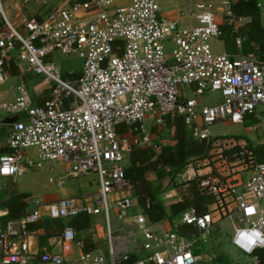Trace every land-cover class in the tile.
Wrapping results in <instances>:
<instances>
[{"label":"built area","instance_id":"1","mask_svg":"<svg viewBox=\"0 0 264 264\" xmlns=\"http://www.w3.org/2000/svg\"><path fill=\"white\" fill-rule=\"evenodd\" d=\"M53 1L13 0L18 12L13 17L6 0H0V84L10 79L6 68L12 61L23 75H44L45 82H54L43 105L33 103L22 76L12 96L2 94L0 175L17 178L30 167L61 162L67 176L94 173L98 189L49 202L28 195L30 208L19 217L0 208L1 263L206 264L194 247L207 242L224 220L233 226L231 246L258 263L256 251L264 249V161L247 143L238 145L212 131L217 122H243L264 105V59L212 47L221 34L220 9L235 28L243 16L233 12L229 1L221 6L214 0H190L176 19L161 14V0ZM33 2L41 5V13L24 14L23 7ZM71 54L84 61L75 79L65 77L56 64L57 55ZM190 85L199 95L219 92L222 101L209 105L186 97L184 88ZM13 115L19 118L4 122ZM178 116L195 139L211 144L205 158L212 171L203 173L190 162L181 176L186 183L198 179L199 192L213 201L204 213L191 206L170 219L173 226L154 228L145 212L135 211L134 182L124 162L136 148L156 149L152 127L166 128L168 118ZM30 147L37 157L25 154ZM240 171L250 172L242 184L229 180ZM111 210L119 227L113 225ZM80 213L104 215L109 256L85 250L68 257L74 243L84 245L71 225L62 231L61 251L31 250L33 225L46 217ZM185 225L196 232L176 230ZM139 244L146 254L130 262Z\"/></svg>","mask_w":264,"mask_h":264},{"label":"crops","instance_id":"2","mask_svg":"<svg viewBox=\"0 0 264 264\" xmlns=\"http://www.w3.org/2000/svg\"><path fill=\"white\" fill-rule=\"evenodd\" d=\"M57 1L58 0H54L53 2L56 3ZM214 1L218 5L223 6V1H229L230 4H232L233 1H237V0H214ZM189 2H190V0H176V4L174 7V14L168 15L167 17L172 18V19H176V18L180 17L181 11L187 10L186 9L187 3H189ZM257 2H258V7H259L260 13H261L262 25L264 26V0H257ZM12 6H14L13 1H12ZM27 6H25V7H27ZM32 7L34 8L35 12L31 15H37V14L41 13L42 10H41L40 4L36 3V5H32ZM168 10L169 9L166 8L164 1L161 0V11H165L166 13H170V12H168ZM15 12H17V10L13 7V9L10 10V13L13 17H15L18 14ZM24 14H26V13H24ZM218 15L223 16V19H225V21L227 22V17L225 16L224 12L221 11V9H220ZM185 20H187L188 23H193V24L196 23L195 19H192L193 21L190 20L189 18H187ZM250 21H251L250 16H243V20L241 21L239 26H242V25H244ZM219 39H220V36L218 38H215L214 40H219ZM221 41L223 42V48L218 49L219 51H215V52H226L224 41L223 40H221ZM237 41H238V48L241 49L242 43H243V38L239 37V38H237ZM214 42H217V41H214ZM212 47H213V45H212ZM238 54H242V53L240 52ZM6 70L10 74V77L14 76V78H12V82L9 85V88H7L3 91L0 90V100H1L2 94H4V93H7L8 95L12 96L11 90H12L13 86H15L20 81L21 76L23 78H24V76L26 77V74L23 75L21 73L20 66H18L16 63H14V61L9 63ZM74 72L75 71H72L69 74V76H67V77H71L70 75H72ZM191 86L195 87V85H190V86H186L184 88V95L187 92L188 88ZM51 92H52V90L48 91V93H51ZM44 96H46V93L41 98H38L36 100H34L32 97L33 103L38 104V105H43L45 103L44 101L46 99V98H44ZM186 97H192V96H186ZM221 98H222V96H221ZM199 101H200V103H202L201 100H199ZM221 101H222V99H221ZM261 107L262 108L257 109L254 113L246 115L243 122L234 123V122L229 121V120L221 121L225 125L232 126V130H233L232 132H229V134L224 133L226 135V138L235 139L238 145L239 144L244 145L247 143L258 154H259L260 150H262V151L264 150V114H262V111H261L264 108V106H261ZM214 125H216V123ZM186 129H187L188 134H190L192 136L191 129L188 125H186ZM120 131H121V133L123 132L122 127L120 128ZM176 132H177V130H176V127H175L173 121L170 122L166 128H162L158 125H154L152 127V133L154 134V138L156 139V141L159 144L158 147L156 148V150L158 152L157 154H159L165 147H170V148L176 147L177 142H178ZM139 149H143V148H136L134 151L139 150ZM36 153H37V151H36ZM36 153H35V155H36ZM262 153H261V156H263V154H264V153L263 154ZM130 156H131V153L127 155V158L124 162L125 167H127L130 164ZM197 165L201 166L199 169H201L203 173H209L212 171V167L209 165V161L205 157L199 158L196 161L194 160V162H193L194 168H197L198 167ZM34 167H36V166H34ZM176 171H177V169L175 166L169 165V166H163L159 170L152 172L148 175V179L151 181L154 194L157 196L158 200L164 204L166 211L168 212V216L165 217L164 219L160 220V222H158V221L152 222V223H154L153 224L154 228H159L160 225L173 226L170 219L173 220L175 217L174 218L171 217V205L176 203V202H179L183 199L182 189L180 188L181 186L177 187L173 181L171 182V176L174 175L173 172H176ZM249 176H250V172L240 171L239 173H237L234 177H232L229 180L236 182L237 184H242ZM18 178L19 177L11 178L12 180H8V181L6 179L0 180V184L2 186V190L0 191V208L1 209H7L8 210V216H9L10 210H9V207L7 206V204L9 202L10 198H12V196H14L15 194L27 193V195L23 199V202H25V198L28 195H34V196L40 198V196L33 194L32 193L33 191L28 190L26 188H20L18 186V184H19ZM49 181H50V179H49ZM82 182H83V184H81L82 185L81 190L86 191L89 188L88 187V180L86 178H82ZM4 189H6L7 191L4 192ZM28 192H30V193H28ZM59 192H60V196H58V193H57L56 195L50 197V199H48V200H44L42 198H40V199H42L45 202H49V201L57 200V199L64 197V196L76 195L75 194L76 192L73 193L72 190L71 191L65 190L63 192L60 189ZM66 194H68V195H66ZM80 194H82V193H80ZM133 195L136 196L135 191H133ZM24 204H25V209H24L22 214H24L30 208L26 202ZM135 211L136 212L137 211L145 212L144 207L139 203L138 199H137V206L135 208ZM21 215H19V216H21ZM98 215H100V214H98ZM19 216H17V217H19ZM94 216H97V215H94ZM94 216H90L91 220H90V226L88 228L81 230V231H77V241H82L84 244L83 247H78L76 245V243H74L73 244V250L68 253V257H70V258L77 257V255L81 251H85V250L100 251V252H103L106 256H109L108 238H107V241H108L107 245H106V242H103V239L106 238V236H107V229H106V223H105L104 215L101 214L100 217H95V218H94ZM59 219L63 220L65 223L63 228H58L55 224L56 218H51V217H46L42 220L43 222H45L43 228H36V227L33 228L35 230V234L33 235L32 239H31V250L32 251H34V252H41V251H56V252H58V251H61L60 237H61V234H62L64 227L67 225H70L68 223L70 218H64V219L59 218ZM116 227H119V224H117ZM181 231L184 234H191L193 232H196V227H194L192 225H185V226H182ZM197 252L200 253L199 251H197ZM145 254H146V251L141 247V244H139L133 255L135 257H140V256H143ZM241 261H243L244 264H254L252 259L248 256H245L244 254H242ZM0 264H2L1 263V256H0ZM32 264H40V262H36V263H32Z\"/></svg>","mask_w":264,"mask_h":264},{"label":"trees","instance_id":"3","mask_svg":"<svg viewBox=\"0 0 264 264\" xmlns=\"http://www.w3.org/2000/svg\"><path fill=\"white\" fill-rule=\"evenodd\" d=\"M232 10L237 16H250L251 21L235 28L229 25L223 16L218 15L217 21L221 30L220 39L224 41L226 52L235 56L238 53H256L261 59H264V26L262 25L261 13L257 0H237L231 4ZM224 20V21H223ZM243 38L242 48H238L237 38ZM65 77L68 74H64ZM71 78H79L81 73H73ZM51 97V93L46 92L45 101ZM44 101V102H45ZM43 104V103H42ZM174 122L176 127L177 145L176 147H165L159 154L154 148H143L131 153L130 164L125 167V173L128 178L134 182V191L139 203L144 207L151 222H157L168 216V212L162 202L153 192L151 181L148 175L159 170L163 166H175L177 171L183 169L191 160L206 157L211 144L206 141L194 139L188 134L183 117L178 116L174 119L168 118V123ZM256 152L259 160L264 161V150ZM261 153L263 156H261ZM261 157V158H260ZM183 199L171 205V217L174 218L188 207H195L200 213L207 211L208 204L213 199L211 196L203 195L198 189V179H192L181 187ZM27 193H17L10 198L7 206L9 207V217L21 215L25 209L24 197ZM90 215L80 213L69 219L68 223L75 227L77 231L84 230L90 226ZM43 221L33 225V228H43ZM55 224L58 228H63L64 221L56 219ZM259 262L264 264V249L256 251ZM133 255L130 262L135 260Z\"/></svg>","mask_w":264,"mask_h":264},{"label":"rangeland","instance_id":"4","mask_svg":"<svg viewBox=\"0 0 264 264\" xmlns=\"http://www.w3.org/2000/svg\"><path fill=\"white\" fill-rule=\"evenodd\" d=\"M12 1L13 0H6L5 4L9 8L8 10H12ZM165 3V6L170 13H166L165 11H161L162 15H173L174 14V7L176 4V0H163ZM32 5H36L35 2L30 3L27 7H23V12L26 14H33L34 8ZM32 7V8H31ZM18 13V12H15ZM217 41V42H214ZM168 46V53L171 54V41H168L166 43ZM213 50L219 51L218 49L223 48V42L219 40H212ZM56 64L58 65L60 71L62 74H69L72 71H75L74 73H81L84 61L82 58L78 57L76 54L71 55H57L56 56ZM12 78L14 76H11L10 79L5 84H0V90L3 91L7 88H9V85L12 82ZM24 81L26 82L29 90L30 95L33 97L34 100L41 98L46 92L52 90V87L54 85V82H45V76L44 75H30L26 74V77L24 76ZM185 96H192L202 101L204 104H216L221 102V95L219 92H211L206 91L203 95H199L195 91V87L191 86L188 88L187 92L185 93ZM264 106V105H262ZM262 108L261 106L258 107V109ZM262 114H264V108L261 110ZM212 131L214 134L218 136H225L226 134H229V132H232V126L225 125L222 122H217L216 125L212 126ZM36 149L34 147L26 148L25 154L31 155L32 157H36L35 155ZM197 159H195L196 161ZM191 162H194V160H191ZM53 167V170H50L49 168ZM187 167V165L185 166ZM181 169L180 171L173 172L174 175L171 176V182L173 181L177 187L181 186L182 184H185L186 182L182 178L181 174L185 172L186 168ZM67 166L65 163L61 162H46L44 164V167L37 168V167H30L29 171L23 175L20 176L19 184L18 186L20 188H26L28 190L33 191L32 193L35 195L40 196V198L44 200L50 199V197L56 195L58 193V196H60L59 190L61 189L63 192L66 190H72L75 194H80L84 192L89 191H96L98 189V185L95 183L96 175L94 173L91 174H85L79 177H73V176H67L66 170ZM53 177L55 179L54 182L49 181V177ZM82 178H86L88 180V189L86 191H82L81 187L83 184ZM12 180L9 177H3L0 175V180ZM169 179V178H168ZM61 181V182H60ZM73 182V183H72ZM7 187V186H6ZM7 190L4 189V192ZM30 193V192H28ZM68 195V194H66ZM100 215L94 216L100 217ZM111 216L113 220L114 227L117 226V224H120V222L117 220V217L115 215V211L111 210ZM67 222V221H66ZM180 226L176 227V230L178 232H181ZM184 234V233H183ZM233 234V226L230 222V220H224L220 223H218L213 231L210 237L208 238L207 242H204L203 240L199 241L197 246L194 247V251H199L202 255L203 261L206 264H244L243 261H241L242 254L234 249L231 246V236ZM103 242H106V245L108 243L107 236L103 239ZM38 261H34L32 263H36ZM31 263V264H32ZM40 264H42L40 262Z\"/></svg>","mask_w":264,"mask_h":264},{"label":"water","instance_id":"5","mask_svg":"<svg viewBox=\"0 0 264 264\" xmlns=\"http://www.w3.org/2000/svg\"><path fill=\"white\" fill-rule=\"evenodd\" d=\"M18 118H19L18 115L8 116V117H5L4 122L11 123V122L16 121Z\"/></svg>","mask_w":264,"mask_h":264}]
</instances>
